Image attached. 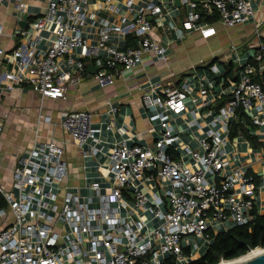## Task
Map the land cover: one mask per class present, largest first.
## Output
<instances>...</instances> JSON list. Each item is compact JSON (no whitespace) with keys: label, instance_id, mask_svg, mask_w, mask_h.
I'll use <instances>...</instances> for the list:
<instances>
[{"label":"built area","instance_id":"1","mask_svg":"<svg viewBox=\"0 0 264 264\" xmlns=\"http://www.w3.org/2000/svg\"><path fill=\"white\" fill-rule=\"evenodd\" d=\"M34 1L41 0L15 1L20 20ZM42 1L45 12L26 31H18L24 41L10 55L0 49V56L14 65L4 75L7 85L26 83L50 100L64 99L70 85L90 76L87 61L95 66L93 77L102 89L113 86L147 56L169 61L167 47L154 37L155 28L175 33L178 40L193 31L209 40L217 36L218 26L231 29L254 16L253 0H182L187 13L176 27L165 20L158 0H121L130 16L114 25L102 18L88 23V17L93 1L121 15L115 0ZM114 34L122 39L133 37L137 44L132 48L113 44ZM4 35L0 23V36ZM256 37L254 53L237 58V81L225 79L224 71L213 65L208 69L210 78L198 76L195 85L185 81L162 95L157 94L156 85L144 91L142 104L152 113L150 121L158 123L159 136L152 146L115 145L109 157L107 177L112 179L108 193L101 192L99 183H92V196L82 198L62 186L68 164L64 149L55 141L31 149L13 171L17 193L0 183V198L6 202L0 209V264H161L164 257L188 264L194 260L191 250H196L197 240L210 244V233L216 235L218 225L231 228L251 223L252 212L258 208L257 176L232 159L229 147L235 149L238 141L245 140L241 132L231 138L240 113L245 116L242 126L264 146V88L260 82L264 43L259 29ZM42 43L47 45L40 48ZM225 98L219 110L205 113L206 131L195 139L198 148L174 131L172 119L188 112L187 99L195 105L204 100L203 107H209ZM43 119L50 122L48 116ZM62 127L81 146L95 140L97 133L88 111L67 112ZM3 132L0 120V143ZM153 177L163 186L162 197H150L139 188ZM60 191L64 192L61 199ZM124 192L133 196L137 210L154 215L156 228L134 217L123 202ZM164 200L167 210L161 206Z\"/></svg>","mask_w":264,"mask_h":264},{"label":"crops","instance_id":"2","mask_svg":"<svg viewBox=\"0 0 264 264\" xmlns=\"http://www.w3.org/2000/svg\"><path fill=\"white\" fill-rule=\"evenodd\" d=\"M15 1L17 0H6L0 4V23L5 28V35L0 36V49L4 50L6 55H10L17 45L24 41L18 34V31H26L28 28V26L23 28L20 24L23 17L27 15L30 23L46 9V4L42 0L31 2L20 20L14 10ZM158 1L164 8L165 20L180 27L187 13L182 0ZM114 4L121 7V15L108 12L104 9V4L99 5L97 1H93L90 8L92 15L88 17V23L93 20L97 22L102 18L114 25H121L122 17L130 16V13L123 10L121 0H115ZM252 7L254 16L244 25L231 29L218 26L217 36L209 40H203L195 31L186 33L183 40H178L175 33L168 34L162 28H155L154 37L167 47L169 61L164 63L147 56L142 64L130 72H124L113 86L105 89L97 85L93 77L94 70H88V67L95 66L91 61H87L90 76H85L79 84L70 85L64 99H43L26 83H13L9 84L11 86L9 87L4 81V75L13 70L14 65L0 56V120L4 123L0 143V183L7 191L16 194L12 175L21 158L28 157L31 149L52 140L64 149V159L68 164L67 176L62 186H66L69 191L79 194L82 198L92 196L93 191L90 189L92 183H99L101 192L108 193L112 179L111 176L107 177L109 157L115 145L125 143L128 147L136 144L152 146L159 136L158 123L150 121L152 113L143 107L144 91L150 85H156L157 94L162 95L165 89L178 88L185 81L195 85L198 76L210 78L207 66L215 59L223 66L232 63L234 69H238L237 58L245 56L243 59H246L252 55L250 50L256 49L257 29L261 31V41L264 43V0H253ZM229 40L233 41L230 51L229 48L216 49L205 59L195 58L196 47H215L218 44L223 46L225 42L229 43ZM112 43L125 47L127 39L114 34ZM46 45L42 43L40 48ZM10 59L14 60L13 57ZM217 62L214 65H217ZM60 63L64 64V60ZM218 68L224 71L219 66ZM203 101L195 105L187 99L188 112L173 117L171 122L174 131L181 132L183 141L194 149L198 148L196 137H202L206 131L205 113L215 109L217 105L203 107ZM158 110L162 111L161 108ZM69 111H88L93 115V128L97 131L95 140H88L81 146L64 131L62 120ZM45 116L50 117V122L44 121ZM229 149L232 152V159L242 163L249 173L257 176L259 190L256 210L263 214L264 183L261 177L264 176V146L253 149L249 142L242 139L236 143L235 149L231 147ZM139 188L150 197L163 196V186L156 177L144 181ZM63 195L64 192L60 191V199ZM123 202L129 210H133L135 218L142 217L152 229L156 228L158 220L148 211L137 210L135 200L128 192H124ZM161 206L163 210L169 208L166 200ZM147 207L149 208V204H146ZM218 226L221 227V231L216 230V234L230 229L227 225L225 230L224 225ZM211 243L212 241L207 245L197 240L196 250H191L194 260L204 255Z\"/></svg>","mask_w":264,"mask_h":264},{"label":"trees","instance_id":"3","mask_svg":"<svg viewBox=\"0 0 264 264\" xmlns=\"http://www.w3.org/2000/svg\"><path fill=\"white\" fill-rule=\"evenodd\" d=\"M136 40L133 37H128L126 48H132L136 45ZM124 47V48H125ZM218 59L213 60L207 66L209 69L216 63ZM238 69H234L232 63L224 64V75L225 79H233L236 77ZM235 74V76H234ZM234 76V77H233ZM238 79L235 78V81ZM260 82L263 84L264 88V75L260 79ZM228 86V83L225 84ZM226 98L220 101L216 105V110H219L223 105H225ZM244 114H239V121L233 127L231 132V138L237 137L238 133L241 132L243 134V138L249 142L250 146L253 149H258L262 145L261 143L254 137L251 136L242 124L241 120L244 118ZM247 120V123L250 122ZM258 184V179L256 181ZM6 207V202L4 199L0 198V209ZM253 220L251 223L245 226H231L230 229L224 232H220L216 235L210 233V237L212 239L211 245L206 250L205 254L200 258L191 261L188 264H219L221 261H233L238 258H241L251 251L261 248L264 249V213L260 214L257 210L252 212ZM189 253V250H186ZM161 264H178L174 261L172 257H164L162 259Z\"/></svg>","mask_w":264,"mask_h":264},{"label":"rangeland","instance_id":"4","mask_svg":"<svg viewBox=\"0 0 264 264\" xmlns=\"http://www.w3.org/2000/svg\"><path fill=\"white\" fill-rule=\"evenodd\" d=\"M232 42L233 41L229 40V43L228 42H225L226 44H224L223 46L221 44H218L215 47H209V46H199V47H196V49H195V58L196 59H199V58L205 59V57L208 56V54L211 53L212 50H216V49L225 50V49H228L229 48V51H230V47H231V43ZM250 52L254 53L253 50H250ZM243 58H245V56ZM206 61L207 60H204V62H206ZM217 66H219L222 70H224V66L219 61L217 62ZM220 228H221L220 226H217L215 230L221 231ZM225 229H227V228L224 225V230ZM258 249H261V248H258ZM228 262H231V261H228Z\"/></svg>","mask_w":264,"mask_h":264},{"label":"water","instance_id":"5","mask_svg":"<svg viewBox=\"0 0 264 264\" xmlns=\"http://www.w3.org/2000/svg\"><path fill=\"white\" fill-rule=\"evenodd\" d=\"M28 19H29V17L27 15H25L23 17V19H22V21L20 23L23 28H27L28 23H29ZM91 69L94 70V73L96 72L95 67H92V66L88 67V70H91ZM262 250L264 251V249H262ZM247 256H249V254H247V255H245V256H243L241 258H238L236 260H233V261H240L241 259H243V258H245ZM236 264H264V252L262 254H260V255L255 256V257H252V258H249V259H246V260L243 259L242 261L237 262Z\"/></svg>","mask_w":264,"mask_h":264},{"label":"bare ground","instance_id":"6","mask_svg":"<svg viewBox=\"0 0 264 264\" xmlns=\"http://www.w3.org/2000/svg\"><path fill=\"white\" fill-rule=\"evenodd\" d=\"M264 251L262 249H255L253 250L252 252H250L249 256L243 258L244 260L246 259H249V258H252V257H255L257 255H260L262 254ZM243 259H241L240 261H242ZM240 261H231V262H226V261H223L221 264H236L237 262H240Z\"/></svg>","mask_w":264,"mask_h":264}]
</instances>
